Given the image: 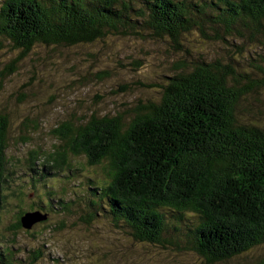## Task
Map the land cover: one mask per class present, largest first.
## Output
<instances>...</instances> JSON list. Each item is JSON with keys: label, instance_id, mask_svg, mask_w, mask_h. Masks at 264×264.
<instances>
[{"label": "trees", "instance_id": "trees-1", "mask_svg": "<svg viewBox=\"0 0 264 264\" xmlns=\"http://www.w3.org/2000/svg\"><path fill=\"white\" fill-rule=\"evenodd\" d=\"M145 35L183 54L191 47L195 57L158 80L140 78L151 92L129 112L73 113L51 132L56 148L33 147L15 168L10 120L0 110V264H69L43 251L45 237L68 230L65 215L78 213L73 225L91 228L103 214L132 242L192 252L201 264H264V255L248 258L264 248V125L251 115L264 105V0H0V51L20 53L0 63V91L37 45ZM200 41L223 42L227 58L198 50ZM37 120H21L22 146L40 130ZM79 158L98 174L73 165ZM64 171L55 188L50 181ZM28 211L46 219L23 228ZM6 213L13 220L4 233Z\"/></svg>", "mask_w": 264, "mask_h": 264}, {"label": "rangeland", "instance_id": "rangeland-1", "mask_svg": "<svg viewBox=\"0 0 264 264\" xmlns=\"http://www.w3.org/2000/svg\"><path fill=\"white\" fill-rule=\"evenodd\" d=\"M197 33L193 31L186 36L190 38L198 35ZM149 37L150 35H145L143 39H133V37L111 36L104 41L70 47L37 45L23 57L17 64V70L3 81L0 91V110L8 115L13 135L7 153L14 161V167L16 168L23 161L26 153L33 147L35 151L44 152L56 148L52 141L55 137L51 132L61 120L68 119L73 113L76 118L81 119L82 115L91 113L103 116L129 112L139 105L138 99L148 97L151 92L150 89L138 85V81L145 82L140 78L151 76V80H158L159 76L171 75L174 67L180 62L187 66L192 64L195 52L191 47L187 49L188 54H183V49L181 52L180 48L174 49L171 44H169L171 47L167 48L163 40ZM224 45L223 42L216 45L208 41L193 42V46L195 48L197 46L198 50L215 51L226 59ZM18 56H20L19 51L4 47L0 51V63L7 64L16 60ZM134 61L140 62L138 70H134L131 65ZM33 73L34 80L30 86L24 87L29 85ZM151 84L155 83L151 82ZM19 88L22 89L17 91ZM19 94L27 95V98H22ZM50 97L54 99L47 104L46 101ZM19 100L22 102H18ZM259 108L260 112L253 111L251 115L264 125V105L259 103ZM26 117L38 119L40 130L38 132L31 130L33 141H30L31 144L28 146H22L15 138L21 131V120ZM84 162L83 158H79L73 162V165L80 167L87 175L98 174L95 172L96 169L83 166ZM64 172H60L58 176L52 178L54 181H50L53 185L59 186L55 188H61L62 178L68 176V173ZM74 180L77 181L78 177ZM70 184L71 191L77 194L78 191L84 193L85 189L78 187L74 189L76 184ZM25 192L29 191L25 190ZM31 198L32 195L26 197L27 200ZM81 215L83 214L78 213L76 217L65 215L68 230L45 237L43 251L67 257L69 264H93L95 261L97 264H201L202 262L201 258L192 252H173L152 245L143 246L134 243L126 234L114 231L103 214L94 221L91 228L82 223L73 225ZM12 220V214L3 215L1 226L4 233V228ZM31 231H34L33 228ZM26 238L24 233H20L17 242L22 244L21 242H25ZM36 240L37 243L41 242L38 238ZM260 254L264 255V248L253 252L248 258L251 260Z\"/></svg>", "mask_w": 264, "mask_h": 264}, {"label": "water", "instance_id": "water-1", "mask_svg": "<svg viewBox=\"0 0 264 264\" xmlns=\"http://www.w3.org/2000/svg\"><path fill=\"white\" fill-rule=\"evenodd\" d=\"M46 219V215L38 211H28L21 217L20 222L23 228L30 229L32 225Z\"/></svg>", "mask_w": 264, "mask_h": 264}]
</instances>
